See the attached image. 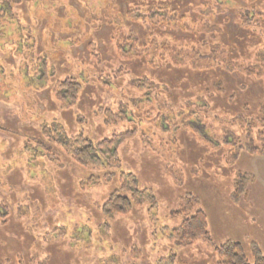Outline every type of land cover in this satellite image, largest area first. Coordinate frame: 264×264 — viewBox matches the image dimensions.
I'll list each match as a JSON object with an SVG mask.
<instances>
[{
    "label": "rangeland",
    "instance_id": "rangeland-1",
    "mask_svg": "<svg viewBox=\"0 0 264 264\" xmlns=\"http://www.w3.org/2000/svg\"><path fill=\"white\" fill-rule=\"evenodd\" d=\"M156 1L0 0V264H232V243L264 256V156L244 147L264 146V80L228 68L264 66V0H159L171 19L128 15ZM122 30L142 45L121 52ZM67 78L78 89L62 100ZM59 125L96 143L126 133L119 161L99 147L100 164L81 165ZM123 173L156 201L106 215ZM192 195L209 234L179 242Z\"/></svg>",
    "mask_w": 264,
    "mask_h": 264
},
{
    "label": "trees",
    "instance_id": "trees-1",
    "mask_svg": "<svg viewBox=\"0 0 264 264\" xmlns=\"http://www.w3.org/2000/svg\"><path fill=\"white\" fill-rule=\"evenodd\" d=\"M211 1L214 2L216 5L218 4V0H210V2ZM156 3L157 4H150V5L141 3L140 6L133 7V8L131 7L129 8L128 15H130L131 18H134L141 22L146 21V22L154 23L152 21L153 18L159 19L161 21H163L162 19H167V18L171 19L172 16L170 15V11L166 6V3L168 2H165V5H158V3L161 4V2H159L158 0L156 1ZM160 10H162V12H165L166 17H163V15L159 13ZM136 14H138V16H135ZM161 21L160 23H162ZM167 22L169 21L167 20ZM119 36L124 39L123 43L118 46L121 52H124L126 50L128 43L130 44L133 43V45H138V46H139V43H141L142 45V42L138 40L137 36L133 35L131 30L119 31L118 37ZM157 41H158L157 38L152 40L151 43L153 44V46L155 42ZM173 58L176 61L174 63L180 64L179 58L177 57H173ZM212 61L213 62L210 64H205L199 59L198 60L192 59L188 61V64L191 65L192 70H196V69L210 70V69H213L217 65V63L220 62L217 59H213ZM220 63H223V60ZM228 64L227 65L230 71H238L239 73L245 74L248 77L255 76L258 79L264 80V66L262 64L260 66L254 65V64L250 65L249 63H245V62H240L237 66H232L230 62H228ZM61 85L65 93L63 92L61 94V91H62L61 89H60L61 91L58 89H55L56 95L59 96L58 97L59 99H62L61 97L65 98L64 95L71 96V95H74L75 92H77L78 82L76 81L75 78H67L66 80L61 82ZM217 85L221 87L219 89L222 90L223 88L222 84L218 83ZM224 90H226V88L223 89V91ZM242 116L244 117V115L241 114L240 117ZM112 117L116 118L115 114H113L112 111L107 109L106 110V120L111 121ZM259 120L264 121V119L263 120L259 119ZM59 127L60 129L57 127L58 128L57 131H60L59 133H61L62 135L61 143L69 151L73 159L76 162L80 163L81 165L98 166L100 164V160L102 157L100 154V151L103 155L107 157L108 163H113V162L117 163V161H119L116 155V152L114 151V145L120 143V141H122L127 136L126 133L114 134L112 137L105 138L102 141H99L98 143H96L92 141L91 139L87 138L83 134L69 136L60 125ZM99 147H103V148H101L99 151ZM244 147L246 151L252 155H256V156L263 155L264 156V146L257 145L252 137ZM147 201H152V202L156 201L155 194L153 193V191L147 188L139 189L138 179L136 178V176L131 173H123L122 184H121L120 189L115 190L110 195L109 199L103 204L102 210L104 213H106V215H109V214L111 215L114 213L126 212L128 209L132 208L133 206L142 205L146 203ZM199 204H200V199L194 195L182 201L181 211H183L184 214L190 211L192 212L194 209L196 211L192 215L186 216L183 219L182 223L174 230V235L177 241L191 242V241L196 240L199 237L208 236L209 234L208 214L204 209L198 208ZM221 249L224 251L226 255L229 256V262L232 264H264V256H262V254L259 251L256 252V259L254 263H251L249 262V260L244 258L243 249L239 243L228 244L226 246H223ZM241 256H243L242 258L244 262L237 261V259Z\"/></svg>",
    "mask_w": 264,
    "mask_h": 264
}]
</instances>
